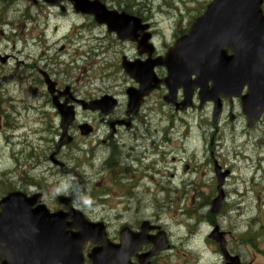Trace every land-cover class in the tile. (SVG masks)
<instances>
[{
	"label": "rangeland",
	"instance_id": "obj_1",
	"mask_svg": "<svg viewBox=\"0 0 264 264\" xmlns=\"http://www.w3.org/2000/svg\"><path fill=\"white\" fill-rule=\"evenodd\" d=\"M102 1L107 4L108 7L113 9L119 10L120 7L131 8L140 12L145 18L147 16L152 18L154 22H157L156 25L158 24L159 31L156 32L159 42H164L165 40L166 43L170 44L174 40L175 30L177 28L180 29L183 26L181 28V31H183V28L192 23L196 16H198L212 0ZM31 6L32 4L29 5L26 2L23 3L18 0H0V51L3 54L6 53L16 57V59L11 60L8 65L2 66L0 64V111L4 108L8 112L7 116L11 117L10 121L14 125V128H21L18 132H14L11 128L6 127V124L8 125L7 119L5 117L0 118V130H3L5 134L4 140L0 138V180L2 179V172H6L4 173L7 175V182L5 183H9V180H13L17 186H21L17 175L20 174L21 178L23 173L26 172L28 174L27 179L29 182L33 179L41 184L50 186L54 184L56 180H60L59 192L69 193L71 191L80 190L81 186L72 183L63 173H57L59 176L50 177L45 173L46 168L42 167L39 169L36 168V166L32 167L34 164V160L30 159L32 149H36L37 152L41 149L40 161H46L48 155L44 157L43 153L47 150L49 143L46 141L39 143L40 136L34 135V133L40 128V124L36 123L39 120L40 112L30 110L29 108L36 106L41 110L43 101L38 97V94L35 96L33 92H31L30 89H32L33 82L29 80V77L28 84L31 86H26L24 84L25 80L21 77V74L25 75L26 72L30 71L31 67L29 65L36 66L40 71H43L42 69L48 64L51 70L55 71L57 75L63 71H68L71 77L69 82L75 83L76 88L82 87L77 89L79 93H81V95L87 93L93 97L102 95L106 92L122 93L127 85H132L134 83L122 73L119 68L121 65V52L124 50L123 46L116 43L112 44L111 42H114L113 37L108 34L105 29L95 24V26L92 25L89 19L78 17L72 12H70L68 16H63L60 11L56 9H40ZM167 6L174 8V11H170L171 15L169 18L161 15L164 7L167 8L166 10H169ZM50 10H52V13ZM146 10H148V12ZM30 11L33 16L32 19L27 17ZM159 32H162L164 37ZM34 37L37 41H32L33 39L31 38ZM92 44L95 45L91 47ZM107 49L108 52L106 51ZM134 53V50L126 52V54L130 56H134ZM20 63L25 64V66ZM19 76L23 80V86L21 85ZM60 77L62 82H67L63 75ZM40 92L43 94L45 90L42 88L41 90H38V93ZM158 96L161 100L162 95L158 94ZM4 101H10L11 103L3 106ZM151 101H158V99L154 98ZM8 106H13L16 111L9 109ZM46 109L47 108L44 107V110ZM148 109H151V112L146 111L145 113L146 115H150V123L152 125L155 123V128H150L152 131L151 137L154 139V133L156 131L155 138L158 140L154 139L155 141L153 142H157L156 144L161 146L162 143H160V141H163L167 151H173V154L166 158V164L162 162L160 163L159 161L157 162L156 173L153 175L154 180H152L151 177L146 179V181H154L153 183L147 182V186L141 185L138 188L131 187L129 188L128 196L121 197L119 191L122 190L124 185L127 186L125 183L130 182V185L132 186L133 181L130 177L125 176L126 178L118 184V193L108 192L109 196L105 197L107 205L104 206V210L96 206L93 207L96 212L98 211L93 218L97 220L106 219L112 227H117L120 225L119 222L121 219H125L123 221L125 222L131 221L135 216L148 217L153 213H159L163 219L165 218L167 220V224L173 232L174 242L177 239H182V241H184L187 240V237H193L195 241L193 245L197 251L202 254V251L206 249V247L203 248L202 240L206 238V235L211 228L210 226L205 227V225H201L196 230V234L194 230L188 226L189 223L194 224L195 220L193 219L190 221L187 219V215L183 214L196 210L201 212V217L208 220L206 219L208 218V213H206L207 209H202V207L210 202L211 197H209V194L213 192V185L217 186L213 160H207L206 154L201 155L204 153L205 149L203 146L201 151L197 152L199 164L197 167L194 165L191 160L194 158L193 155L196 154V152L194 149L191 151L190 149L195 145V141H191L187 144V148L185 149L182 147L183 151L180 155L178 150L179 146L174 147V145L179 144V142L182 145V143L180 140L175 139V135L181 132V136H183L184 131L177 117L173 114L170 108L163 106L160 102H151ZM167 116H175V119H177V122H175V129L172 130L170 135L172 145L169 146L170 138L163 137V133H160V128L166 129L171 121L165 118L164 120L166 123H162L161 126L158 125L159 121ZM198 116H201V114L192 113L190 115V123L193 126L192 134L195 139V137L202 131L201 134L205 135L206 143L209 144L212 140L209 132L213 131L216 126L212 124L211 119L203 124V118L201 119ZM209 116L210 109L208 113H206L204 120ZM86 118L95 120L96 124L100 127L99 118L83 112L79 114V120ZM45 122L46 121H44V124L42 125L43 130L48 128V125ZM54 123H56L55 119ZM244 125V119L240 118L236 125V129L242 128ZM261 126L262 129L259 130H263L264 125ZM226 128L229 129L223 132V135H225L224 138L227 137L226 135L233 133V125H220L221 130ZM184 129L187 134V128L185 127ZM20 133L23 134L21 137L22 144L16 147L8 146L11 141L10 135H19ZM41 133L44 137L49 138L47 131ZM247 134L257 138L252 139L251 141H264V131L263 133L252 131ZM105 135L106 132L104 133V130L101 129V132H99L98 136L94 139L96 140L95 142L103 139ZM123 135L126 139L127 135ZM190 135L191 132L189 136ZM138 136L140 138H145L147 132L140 131ZM172 137L174 139H172ZM127 141L129 146L136 148V145L131 138H127ZM30 143L34 146H31ZM253 146V148L252 145L250 148L243 146V149H248V153L251 157L252 161L250 162L249 167L254 170V174H257L253 180L255 182L252 181L253 177L249 175L250 171L245 170L241 171L242 180L236 182L237 187L244 189L245 181H249V187L251 186L250 189L253 190V193L248 195L245 198V201L243 199H237V197H232L227 202V205L233 207L232 205L236 206L237 204V206L233 207L234 211H229L228 209V213L219 221L223 230L231 231V228L234 229L235 232L233 233L236 237L235 240H239L237 234L241 229L244 228V230H246L247 227L251 226L256 228V231L259 232V236L264 233V162H262L264 159L260 156V152H255V144H253ZM12 149L16 150L17 153H21L16 156V159H19L21 165L23 164L24 167L22 166L21 168L24 170L18 169V165L15 159H13V155H10V150ZM87 149L88 146L84 148V150ZM121 151L117 153L116 144H111L110 147L105 148L104 151L101 152L106 153V157L101 155V160L96 162V167L87 170V173L85 174L88 175L89 180H91V183L88 186V191H91L92 188L102 190L105 183L112 180L113 177H111L110 173L114 171V167L110 168L109 173L107 172V165H102L104 161L109 164L108 158L112 153H117L115 154V160H117L119 164H124L123 166L127 165V168H130L125 160L128 152L122 151L123 154H120ZM137 152L138 148L134 153ZM174 152L176 153L174 154ZM207 152H209L208 147ZM161 154L162 153L159 155ZM165 154L168 153L166 152ZM221 154L223 155V152ZM73 156H75V158H80L83 165H86L83 154L79 152L75 153L74 151ZM175 156L181 158V161H178L175 164L172 163L168 166L169 159L171 157L174 158ZM210 156L211 152L208 153V157ZM156 158L157 160H161V156H157ZM131 160L135 159L132 158ZM146 160L147 162H153L149 161L148 158ZM71 163L75 165L76 161H71ZM186 164H189L190 169L189 172L184 175L182 168ZM260 164L263 166L261 167V170L258 168L260 167ZM115 171L117 172V168H115ZM172 175H175V177ZM132 176H134V172ZM23 177L25 178L26 176ZM44 178H46L45 181ZM129 179L130 181H128ZM3 180H5V178ZM169 180H171V182H169ZM97 184L100 185L97 186ZM1 192L2 189H0V198ZM82 199L84 202H89L90 200V198L85 196H83ZM164 201L171 203L170 205H166L167 209L163 207ZM239 206H241V208L237 209ZM123 210H126L125 213H122ZM120 214L121 218H119ZM261 242L262 245L259 247L263 248L264 238ZM182 244L183 243H181V245ZM240 245L241 243L239 241H230L232 252L237 255L242 254L244 257L243 260L246 264H264V256L259 255L253 247L250 245ZM246 246H248V248ZM210 248L213 249L212 246H210Z\"/></svg>",
	"mask_w": 264,
	"mask_h": 264
},
{
	"label": "water",
	"instance_id": "obj_2",
	"mask_svg": "<svg viewBox=\"0 0 264 264\" xmlns=\"http://www.w3.org/2000/svg\"><path fill=\"white\" fill-rule=\"evenodd\" d=\"M62 1L64 0H45L51 4H59ZM67 1L72 3L76 12L93 16L99 25H106L108 31L117 33L120 39L132 40L137 35L138 22L125 13L119 14L116 11L108 10L99 0ZM262 2L263 0H216L208 7L207 13L193 26L191 37L178 40L175 47L167 54L165 61L153 64L151 62L147 64H124L125 72L142 85V92H133L134 97L131 95V104L136 99L135 97L142 96L143 89L147 90L148 84L155 80L153 69L159 65L168 69L169 78L165 83L168 86L170 83L172 84L170 89L173 98L176 96L177 89L192 75H197L199 79L203 78L206 82L208 79H212L219 83L230 77L236 79L235 86L248 84L251 87L250 96L244 99L245 114H250L251 108L256 104H264V65H262L264 63V16L261 11ZM127 29H132V35L128 34ZM230 33L235 35L233 47L236 56L228 60L220 52V49L225 42L221 40H228ZM150 65L152 66L150 67ZM234 95H237V92ZM93 105L94 107L84 104V108L97 110V105ZM112 105L115 104L112 103ZM253 117L250 115V118ZM73 121L74 112L71 111L68 120L63 121L62 124L65 132ZM34 204L35 201H26L20 205L10 198L4 201L3 206L5 208L3 207L4 211L0 216V242H12L14 247L5 249V247L0 246V253L12 251L18 254V257H22V261L20 259L14 260L10 264H66L62 258L65 248L60 242L57 243L54 240L52 242L53 247L51 245L49 250L41 247L45 229L40 226L39 221L42 219L46 221L48 217H45V214L36 213L44 210L31 211L30 207ZM219 205V202L214 204V212L220 207ZM22 211H27L28 214L21 217ZM21 219L27 221V228L24 222H20ZM54 220L61 221L63 218L58 216L54 217ZM31 221H37V223L31 225ZM17 222H19L18 225L15 224ZM77 226L84 228V225L81 226V220L76 219ZM85 233H87L86 229L77 237H81ZM212 238L220 242V238H216L214 235ZM222 251L227 255L224 247H222ZM109 261L111 260L109 259ZM238 261V258H233L232 264H239ZM94 264L104 263L98 261ZM115 264L118 263L115 262Z\"/></svg>",
	"mask_w": 264,
	"mask_h": 264
},
{
	"label": "flooded vegetation",
	"instance_id": "obj_3",
	"mask_svg": "<svg viewBox=\"0 0 264 264\" xmlns=\"http://www.w3.org/2000/svg\"><path fill=\"white\" fill-rule=\"evenodd\" d=\"M225 54L227 56H232L234 54V51L229 48V47H223L222 49ZM223 52V53H224ZM60 87V85H59ZM197 89L194 90L195 92V95H194V101H193V107H191L190 109H188L187 111H184V115L187 117V121L189 120L190 118V113L189 111H192V110H195L196 113H199V115L201 114V116H198L199 118H203V114H204V106L207 105L211 110H213V104L214 103H206L205 105L202 104L201 102V99H200V92L198 94V91H196ZM247 90H248V87H245L244 90H243V94L247 93ZM74 91V90H73ZM219 99L221 100L222 102V107H223V112H222V115H224L225 113H228L226 115V119H227V122L229 125H231L235 119H240L243 117H241L240 114H234V112L236 113V108H239L241 109V101L240 99H235V98H230V97H227L225 95H222L220 94L219 95ZM64 100V99H62ZM203 106V107H202ZM213 112V111H211ZM233 112V113H231ZM221 115V116H222ZM220 116V118H221ZM101 118V117H100ZM229 118V119H228ZM128 118L124 117V116H121V115H118V112H115L113 115L110 116V119H102V121H104L105 123L108 124V128H109V122L112 121V122H117V121H127ZM232 119V120H231ZM135 119L133 118L132 120V128L133 130L131 129V131H126V132H133L131 135L129 134H126L127 135V138H131L133 140V142L135 144H139L141 145L142 143H149L152 141V139H149L148 137H145V138H140L138 136V133L135 132L136 130H138V127H134L135 126V122H133ZM183 120L185 121V119L183 118ZM237 120H235L234 123L237 122ZM216 124V123H215ZM261 125H264V115L251 127V129L253 130V132H256V133H263L264 131V127H263V130H259V129H262V126ZM246 122V119H245V125L240 128V133L241 130L244 131V133H248V132H252ZM54 131V129H52ZM56 130V129H55ZM123 131L122 130V127L118 128V131L115 133V135L113 137H110V135L107 137V140H104L102 141V144L110 147L111 144H116L117 145V153H119L121 150L123 152H128V159L126 160L127 163L126 164H129L130 168H127V165L123 166L124 164H121V170L123 171H131V172H134V176H132V179L134 180V182H136L139 178V181L144 179L145 177H147V173H148V170H150L151 168L154 169V167H152L153 165H150L149 162H147L146 160V155L145 153L143 155L139 154L138 152V155L134 158L132 156V153L129 152V150H133L135 151L136 148L132 147V146H129L127 144V138L125 139L124 138V135H123ZM59 132V129L57 130V134ZM202 132V131H201ZM201 132L198 134L200 135ZM151 132H147V136L150 135ZM168 134V135H167ZM171 130H163V137H169L170 138V143L168 144L169 145H172V141H171ZM177 137L181 136V132L177 133L176 134ZM75 138V142L77 141V137L74 136ZM184 140H186V135L184 136ZM92 141V138H89L88 140L85 141L86 144L90 143ZM229 141H221V142H218L217 145H218V151L217 153L215 154L214 152L212 153V159H213V163H214V166L216 168H219V171L220 173H223V172H228L230 173V175L227 177V179H229L231 176H232V172L234 169H236V167L239 165L238 163H236V158L237 156H240L242 153H243V150L241 148H238V149H232L230 148L229 146ZM157 142H153V146H154V149H157V150H165V146H164V142H160L162 143L161 146H158L156 144ZM175 147H178L175 145ZM145 147H141L140 149H144ZM179 148V147H178ZM181 149H182V146H181ZM121 151L120 154H123V152ZM223 152V155L221 154ZM229 155V156H227ZM135 159V160H131V159ZM122 173V172H121ZM123 174V173H122ZM228 182V180L226 181V183ZM225 183V184H226ZM156 228V230H159V231H154L152 232L150 235L151 236H156V235H160L162 234V232L160 231V228L159 227H154ZM119 237V236H118ZM118 239V238H116ZM116 241V240H115ZM152 247H149V246H145L142 248V252L140 253V255H144L148 252H150V249ZM89 255V252L87 253V256ZM2 260H7V258H2ZM132 261H134L135 263H139V259L134 257L132 259ZM89 262L87 261L86 264H88Z\"/></svg>",
	"mask_w": 264,
	"mask_h": 264
}]
</instances>
